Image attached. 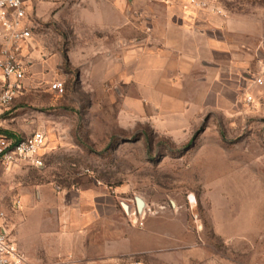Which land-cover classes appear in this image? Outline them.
<instances>
[{
    "label": "rangeland",
    "instance_id": "1",
    "mask_svg": "<svg viewBox=\"0 0 264 264\" xmlns=\"http://www.w3.org/2000/svg\"><path fill=\"white\" fill-rule=\"evenodd\" d=\"M139 1L125 0V26L98 38L93 31L102 22L87 15L95 0H40L33 9L24 87L0 115V132H41L45 154L40 167L0 166V227L23 264H79L80 249L98 250L101 239L132 251L118 257L122 263L264 264V121L243 104L245 89L234 104L209 108L171 134L167 79L137 86L129 80L131 63L124 81L91 79L103 65L92 46L124 38L127 58L133 39L145 37ZM144 1L160 13L169 2ZM206 1L247 17L254 73L264 71V0ZM109 19L115 24L117 16L110 12ZM57 80L60 96L47 88ZM136 198L144 203L141 215ZM95 204L113 211L110 224L94 232L79 224L77 207Z\"/></svg>",
    "mask_w": 264,
    "mask_h": 264
},
{
    "label": "crops",
    "instance_id": "2",
    "mask_svg": "<svg viewBox=\"0 0 264 264\" xmlns=\"http://www.w3.org/2000/svg\"><path fill=\"white\" fill-rule=\"evenodd\" d=\"M39 1L23 0L29 12L32 29L30 14L40 5ZM100 1L99 4L95 0L96 17L92 9L87 13V15L92 14L93 21L102 22L100 26H96V33L93 31L95 38H98L97 33L100 32L105 35L111 27L119 32L126 24L123 20L126 10L125 0ZM139 2L141 4L139 16L149 27L147 32L144 31L145 37L141 39L140 34L138 38L133 39L129 45L131 51L128 52L127 58L125 53L128 47L124 38L110 47H106L103 42L101 49L92 46L91 52L101 55L103 64L100 78L91 77L95 83L103 84L109 80L124 81L127 76L126 63L133 65L129 80L137 86L153 88L161 86V80L167 79L171 134H175L177 130L187 129L209 108L223 109L228 104H234L235 95L242 88L245 89V93L255 97L264 94V86L258 87L252 82L261 74L260 78L264 81V71L254 73V35L253 28L246 21V16L229 10H221L220 15L209 10H195L185 7L181 0H169L162 6L163 12L160 13L152 7L153 3L144 0ZM104 9L110 11H103ZM110 12L117 16V19H113L115 24L111 25ZM159 19L161 33L156 34L155 22ZM33 38L34 36L22 46L24 63L29 58L28 49L32 45ZM114 52L119 55H115ZM86 53H90L89 47L86 48ZM91 60L93 59L89 61ZM29 64L28 61L25 63L26 69ZM151 100L148 99V102ZM242 102L246 105L244 96ZM246 107L252 110L253 117L264 121V105H246ZM112 211V208L103 204L77 207L79 216L77 221L81 225L93 226L95 232L110 224L109 214ZM4 230L6 231L5 228ZM85 242L88 246H94L91 241L85 240ZM117 245H111V241L101 239L98 250L80 249L81 254L77 255L75 261L79 264H131L118 261L119 256L128 255L132 251L119 249ZM19 246L27 252L21 245Z\"/></svg>",
    "mask_w": 264,
    "mask_h": 264
},
{
    "label": "built area",
    "instance_id": "3",
    "mask_svg": "<svg viewBox=\"0 0 264 264\" xmlns=\"http://www.w3.org/2000/svg\"><path fill=\"white\" fill-rule=\"evenodd\" d=\"M185 7L195 10H209L221 14L218 7L206 0H181ZM33 37L29 23V12L23 0H0V115L8 111L23 89L26 72L22 46ZM253 84L264 86L260 77ZM48 91L58 96L64 92L62 81H53ZM246 105H264V94L255 97L244 92ZM46 138L41 132H33L19 140L0 134V166L8 168L20 161H26L35 167L43 165ZM18 204V203H17ZM23 255L16 243L11 240L3 227H0V264H23Z\"/></svg>",
    "mask_w": 264,
    "mask_h": 264
},
{
    "label": "water",
    "instance_id": "4",
    "mask_svg": "<svg viewBox=\"0 0 264 264\" xmlns=\"http://www.w3.org/2000/svg\"><path fill=\"white\" fill-rule=\"evenodd\" d=\"M135 203H136V210H137V213L138 215H141L143 213V208H144V203L141 199L139 198H136L135 199ZM124 209L125 211L127 210V207L124 206ZM137 213H134V216L137 214Z\"/></svg>",
    "mask_w": 264,
    "mask_h": 264
},
{
    "label": "trees",
    "instance_id": "5",
    "mask_svg": "<svg viewBox=\"0 0 264 264\" xmlns=\"http://www.w3.org/2000/svg\"><path fill=\"white\" fill-rule=\"evenodd\" d=\"M0 134H4V135H6V136H8L10 138L16 139V140H19L20 139V138H17L14 135H11L10 133H7V132H0Z\"/></svg>",
    "mask_w": 264,
    "mask_h": 264
}]
</instances>
